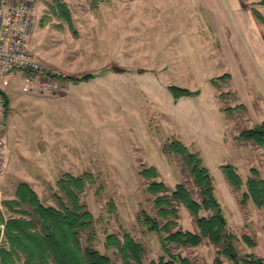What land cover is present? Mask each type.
<instances>
[{"label": "rangeland", "instance_id": "1", "mask_svg": "<svg viewBox=\"0 0 264 264\" xmlns=\"http://www.w3.org/2000/svg\"><path fill=\"white\" fill-rule=\"evenodd\" d=\"M261 1L41 0L30 48L56 78L43 79L46 87L37 79L28 91L22 72L0 81L9 100L8 113L0 115V201L28 183L43 204L59 208L58 181L89 174L81 203L95 219L93 246L122 264L105 243L109 234L128 233L144 246V264L168 259L160 235L138 220L142 210L155 214L151 181L140 171L154 166L155 180L171 190L186 183L200 200L181 157L163 153L166 143L180 139L209 168L240 252L264 258V209L253 202L242 206L246 187L237 192L221 169L234 165L244 182L252 168L264 178V146L237 139L264 121V22L253 13L264 17ZM60 6L68 17L58 16ZM89 74L88 81L75 79ZM224 74L231 78L215 87ZM170 86L200 94L176 101ZM239 105L247 110L223 111ZM179 210L181 228L197 232L191 213L182 205ZM244 234L255 247L242 240ZM87 238L83 234L84 245ZM216 250L206 242L174 252L194 264H214Z\"/></svg>", "mask_w": 264, "mask_h": 264}, {"label": "trees", "instance_id": "2", "mask_svg": "<svg viewBox=\"0 0 264 264\" xmlns=\"http://www.w3.org/2000/svg\"><path fill=\"white\" fill-rule=\"evenodd\" d=\"M260 3L264 4V0ZM58 16L68 17V11L60 6ZM255 17L264 22L262 14L254 10ZM57 14V13H56ZM56 78V77H55ZM54 78V79H55ZM93 74L75 78L77 81H88ZM230 74H224L212 83L219 87V81L227 83ZM177 101L182 97H194L199 90L170 86L168 88ZM5 98V115L9 110V100ZM225 94H220L223 100ZM244 105L223 109L226 113L246 111ZM237 139L264 146V121L254 128L243 130ZM165 155L181 157L185 167L199 189L200 200L194 198L186 183L178 184L171 190L166 183L155 180L159 177L156 167H142L140 175L150 180L147 192L154 196L155 214L142 210L138 220L149 232H157L168 259L161 257L151 264H194L193 261L175 253L176 247H198L206 242L216 247L214 264H225L223 259L231 264H264V258L252 253L243 254L238 249L240 238L230 228L224 209L216 195L214 178L200 152H192L180 140L173 139L163 146ZM221 169L228 183L241 194V205L247 206L253 202L259 209H264V178L259 170L252 168L250 176L244 182L237 168L232 164H224ZM91 175L80 177L66 175L58 181L60 194H55L60 207L43 204L37 192L28 184L21 183L13 199L0 201V264H115L111 257L102 254L93 246L94 216L81 203ZM184 206L195 218L197 232L183 230L179 224V206ZM3 207L12 215L7 218ZM206 212L208 215L202 216ZM88 233V244L82 241L83 234ZM242 240L249 246L256 243L244 234ZM105 246L115 249V255L122 264H144L146 250L130 234H109Z\"/></svg>", "mask_w": 264, "mask_h": 264}, {"label": "built area", "instance_id": "3", "mask_svg": "<svg viewBox=\"0 0 264 264\" xmlns=\"http://www.w3.org/2000/svg\"><path fill=\"white\" fill-rule=\"evenodd\" d=\"M41 0H0V81L15 72L24 74L25 91L35 82L47 84L53 79L30 48V40L37 27L36 6ZM50 74V75H49ZM43 81V82H42ZM5 109V98L0 91V115ZM4 135L0 123V174L4 168Z\"/></svg>", "mask_w": 264, "mask_h": 264}, {"label": "water", "instance_id": "4", "mask_svg": "<svg viewBox=\"0 0 264 264\" xmlns=\"http://www.w3.org/2000/svg\"><path fill=\"white\" fill-rule=\"evenodd\" d=\"M113 70L116 71V72H124V71H125V69L120 68V67H118V66H114V67H113Z\"/></svg>", "mask_w": 264, "mask_h": 264}]
</instances>
